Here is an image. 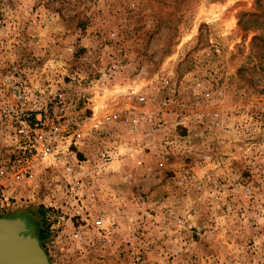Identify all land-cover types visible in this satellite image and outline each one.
<instances>
[{
	"label": "rangeland",
	"instance_id": "1",
	"mask_svg": "<svg viewBox=\"0 0 264 264\" xmlns=\"http://www.w3.org/2000/svg\"><path fill=\"white\" fill-rule=\"evenodd\" d=\"M53 86L124 121L81 193L112 225L74 217L50 158L0 184V218L24 219L51 264H264V0H0V163L17 89Z\"/></svg>",
	"mask_w": 264,
	"mask_h": 264
},
{
	"label": "built area",
	"instance_id": "2",
	"mask_svg": "<svg viewBox=\"0 0 264 264\" xmlns=\"http://www.w3.org/2000/svg\"><path fill=\"white\" fill-rule=\"evenodd\" d=\"M95 98V91L85 86L71 91L53 86L32 93L17 89L16 102L10 110L13 123L8 135V157L0 163V184L12 185L26 176L33 177L38 161L50 158L64 167L70 177L68 186L76 200L74 217L83 224L102 228L106 222L113 224L115 214L99 211L93 216L81 193L90 189L116 158L114 144L102 149L97 147L104 143V128L117 129L123 125L124 118L120 111L108 107L98 113ZM139 100L144 101L145 97L140 96ZM125 120L133 125L137 123L133 117ZM89 146L95 148V158L92 160L85 155L79 159L78 152H84Z\"/></svg>",
	"mask_w": 264,
	"mask_h": 264
},
{
	"label": "water",
	"instance_id": "3",
	"mask_svg": "<svg viewBox=\"0 0 264 264\" xmlns=\"http://www.w3.org/2000/svg\"><path fill=\"white\" fill-rule=\"evenodd\" d=\"M10 220L0 218V264H9L13 256L22 264H51L38 238L25 237Z\"/></svg>",
	"mask_w": 264,
	"mask_h": 264
},
{
	"label": "bare ground",
	"instance_id": "4",
	"mask_svg": "<svg viewBox=\"0 0 264 264\" xmlns=\"http://www.w3.org/2000/svg\"><path fill=\"white\" fill-rule=\"evenodd\" d=\"M6 219H11V223L14 225V227H16V230H20L22 232V235H28L25 237H32V238H37L35 236H33L31 234V228L30 226H28V224L26 223V221L20 217L17 218H6ZM13 221V222H12ZM21 261L16 257L13 256L10 258L9 264H20ZM22 264V263H21Z\"/></svg>",
	"mask_w": 264,
	"mask_h": 264
}]
</instances>
